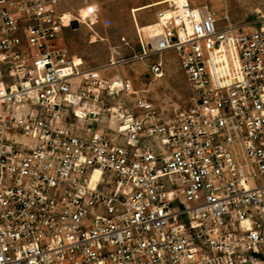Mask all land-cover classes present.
Returning a JSON list of instances; mask_svg holds the SVG:
<instances>
[{"label":"built area","instance_id":"obj_1","mask_svg":"<svg viewBox=\"0 0 264 264\" xmlns=\"http://www.w3.org/2000/svg\"><path fill=\"white\" fill-rule=\"evenodd\" d=\"M59 4L0 0V264H264V16L170 0L142 52L89 68ZM168 54L171 120L118 71L163 79Z\"/></svg>","mask_w":264,"mask_h":264},{"label":"rangeland","instance_id":"obj_2","mask_svg":"<svg viewBox=\"0 0 264 264\" xmlns=\"http://www.w3.org/2000/svg\"><path fill=\"white\" fill-rule=\"evenodd\" d=\"M169 0H66L63 6L76 17L83 10L90 13L88 25L75 26L64 31V38L71 55L81 58L90 68L108 65L112 55L115 59L130 57L134 52H142V40L147 39V26L156 23L159 6L148 8L153 3ZM196 6L207 5L220 20L221 26L231 24L252 31L264 16V0H192ZM93 10V12H91ZM77 22V20H76ZM104 39L91 44L92 37ZM122 38L131 44L125 47ZM155 61L152 59L151 62ZM166 75L163 79L148 77L144 63L135 62L121 66L118 71L133 81L137 90L146 91L143 96L151 100L156 110L165 120H171L187 104L191 88L178 65L175 54L163 57ZM110 72L116 73L117 69Z\"/></svg>","mask_w":264,"mask_h":264},{"label":"bare ground","instance_id":"obj_3","mask_svg":"<svg viewBox=\"0 0 264 264\" xmlns=\"http://www.w3.org/2000/svg\"><path fill=\"white\" fill-rule=\"evenodd\" d=\"M183 2H185V0H183ZM79 17L81 18V20H84L83 24H85V23H87V19L90 17V13L87 10H83L80 12ZM64 20H65L66 25H69V24H71V22H73V20L76 21L78 19H76V17L73 16L71 13H65L64 14ZM251 30H255V27H252ZM146 31H147V35L149 38H154V37L158 36L160 29H159L157 23H154V24L148 25ZM91 40H92L90 42L91 44H95V43H98L100 41H104V39L99 37L98 35L96 37H92ZM75 61H76V63H79L81 61V58L76 57Z\"/></svg>","mask_w":264,"mask_h":264},{"label":"crops","instance_id":"obj_4","mask_svg":"<svg viewBox=\"0 0 264 264\" xmlns=\"http://www.w3.org/2000/svg\"><path fill=\"white\" fill-rule=\"evenodd\" d=\"M66 0H60V4H59V8H58V10H59V12L60 13H62V14H65V13H67L68 12V9H67V7H65V6H63V4L62 3H64ZM170 1V0H169ZM169 1H167V2H165V1H162L161 3H159V2H157V3H153V5H149L148 6V8H152V7H156V6H159V10H161V9H163L166 5H167V3L169 2ZM91 12H93V10H91ZM71 13V12H70ZM90 68V67H89Z\"/></svg>","mask_w":264,"mask_h":264}]
</instances>
